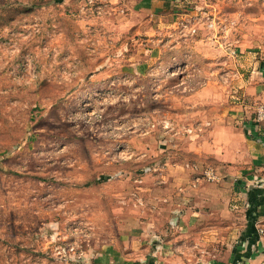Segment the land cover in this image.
Listing matches in <instances>:
<instances>
[{
    "label": "rangeland",
    "instance_id": "1",
    "mask_svg": "<svg viewBox=\"0 0 264 264\" xmlns=\"http://www.w3.org/2000/svg\"><path fill=\"white\" fill-rule=\"evenodd\" d=\"M164 3L0 0V264L264 254L262 202L191 225L218 178L186 151L241 102L259 121L264 0Z\"/></svg>",
    "mask_w": 264,
    "mask_h": 264
},
{
    "label": "crops",
    "instance_id": "2",
    "mask_svg": "<svg viewBox=\"0 0 264 264\" xmlns=\"http://www.w3.org/2000/svg\"><path fill=\"white\" fill-rule=\"evenodd\" d=\"M160 3V0H152ZM164 5H175L180 0H161ZM246 100L255 104L264 103V88L260 85L246 87ZM244 100V101H246ZM249 103V102H248ZM248 105V104H247ZM251 107V108H252ZM237 115L231 120L225 114H219L212 121L209 128L190 130L186 142L188 155L194 157L193 163L200 168L201 163L212 161V165L218 175V181L202 183V185L189 186L188 194L193 197V205L197 207L191 216L194 219L191 225H195L198 219L209 218L220 214L227 217L233 210H242L244 205L257 206L264 203V124L261 126L250 115L245 103L237 104ZM239 119H238V118ZM237 119V120H236ZM233 121V122H232ZM190 176V175H189ZM190 184V183H189ZM260 220L264 217L260 215ZM260 224L256 222V225ZM259 227V225H258ZM264 242H257L260 245ZM112 261V257H110ZM238 258H236L237 260ZM232 260V261H231ZM230 261L233 262L234 258ZM248 263L263 264L264 254L260 255L254 250L247 256ZM206 261L207 264H231V262ZM241 260H237L240 264ZM187 264L182 257L170 259L169 264ZM205 262V263H206Z\"/></svg>",
    "mask_w": 264,
    "mask_h": 264
},
{
    "label": "built area",
    "instance_id": "3",
    "mask_svg": "<svg viewBox=\"0 0 264 264\" xmlns=\"http://www.w3.org/2000/svg\"><path fill=\"white\" fill-rule=\"evenodd\" d=\"M258 120L259 121H256L258 124H260V122H264V107H260L258 110ZM203 174L207 180L211 181L217 179V176L212 168L206 169Z\"/></svg>",
    "mask_w": 264,
    "mask_h": 264
}]
</instances>
